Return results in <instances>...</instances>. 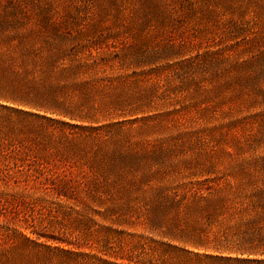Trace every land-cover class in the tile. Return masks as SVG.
<instances>
[{
  "label": "rangeland",
  "instance_id": "1",
  "mask_svg": "<svg viewBox=\"0 0 264 264\" xmlns=\"http://www.w3.org/2000/svg\"><path fill=\"white\" fill-rule=\"evenodd\" d=\"M11 1L27 10L40 40L63 36L68 46L96 47L100 58L112 62L105 74L124 76L113 82L121 112L112 122L122 123L119 139L146 154L138 172L152 179L130 204L138 213L157 185L264 181V49L241 43L229 50L202 38L210 31L199 20L205 5ZM131 72L140 75L126 77ZM29 169L0 165V264H86L75 253L95 257L96 264L156 263L155 243L166 240L150 235L142 219L115 222L119 208L120 215L112 216L108 204L55 200L32 182Z\"/></svg>",
  "mask_w": 264,
  "mask_h": 264
},
{
  "label": "trees",
  "instance_id": "2",
  "mask_svg": "<svg viewBox=\"0 0 264 264\" xmlns=\"http://www.w3.org/2000/svg\"><path fill=\"white\" fill-rule=\"evenodd\" d=\"M194 1L205 5L199 20L210 31L200 35L212 45L264 49V0ZM23 8L0 0V165L30 167L32 182L60 202L108 204V215L122 212L115 222L142 219L166 240L152 241L158 260L148 264H264V181L189 179L157 185L142 213L130 206L152 179L138 172L146 154L112 122L121 112L113 82L123 75L105 74L112 62L96 47L40 40Z\"/></svg>",
  "mask_w": 264,
  "mask_h": 264
}]
</instances>
